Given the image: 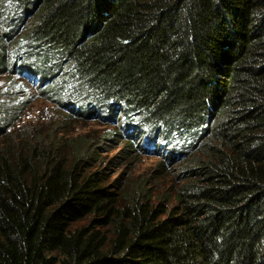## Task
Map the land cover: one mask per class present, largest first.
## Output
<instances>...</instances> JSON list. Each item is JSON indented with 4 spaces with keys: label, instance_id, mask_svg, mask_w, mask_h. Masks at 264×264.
Returning a JSON list of instances; mask_svg holds the SVG:
<instances>
[{
    "label": "trees",
    "instance_id": "16d2710c",
    "mask_svg": "<svg viewBox=\"0 0 264 264\" xmlns=\"http://www.w3.org/2000/svg\"><path fill=\"white\" fill-rule=\"evenodd\" d=\"M6 1L41 95L68 80L85 110L151 130L117 161L157 133L199 157L172 203L127 201L89 145L14 147L0 127V264H264V0Z\"/></svg>",
    "mask_w": 264,
    "mask_h": 264
},
{
    "label": "rangeland",
    "instance_id": "374dc122",
    "mask_svg": "<svg viewBox=\"0 0 264 264\" xmlns=\"http://www.w3.org/2000/svg\"><path fill=\"white\" fill-rule=\"evenodd\" d=\"M26 20L6 0H0V37L6 35L14 39L7 44L3 42L0 52V127L11 144L16 147L21 143L26 148L33 142L39 144V149L47 145L61 146L67 155L89 145L99 156V169L104 171L106 185H119L121 197L127 201L140 197L149 198L152 203L160 199L172 203L175 190L182 184V175L199 157L192 146L187 145L190 139L168 136L164 140L163 135L157 133L153 137L155 141L150 140L154 141L152 146L157 147L155 152L144 151L123 163L117 161L128 140H134L140 149L153 150L146 142L151 130L139 131L140 123L123 116L119 107L113 108L112 113L95 110L94 105L85 110L84 94L80 91L71 95V90L77 86L68 80L51 93L41 95L44 84L21 68L33 69V66L20 55L16 57L12 49L15 39L22 35V28L27 27ZM8 139L3 140L8 142ZM159 164L165 170L163 175L158 172ZM90 219L75 223L73 228L87 226ZM95 231L100 229L95 228Z\"/></svg>",
    "mask_w": 264,
    "mask_h": 264
}]
</instances>
